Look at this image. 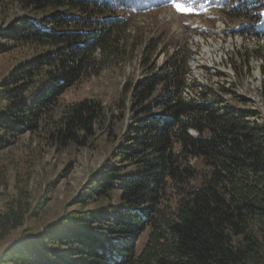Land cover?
Wrapping results in <instances>:
<instances>
[{"label":"trees","instance_id":"trees-1","mask_svg":"<svg viewBox=\"0 0 264 264\" xmlns=\"http://www.w3.org/2000/svg\"><path fill=\"white\" fill-rule=\"evenodd\" d=\"M172 1L0 0L3 14L26 11L10 35L16 46L39 49L0 84V149L24 129L44 130L66 147L87 145L105 106L86 98L56 119L59 97L86 71L124 55L122 11ZM221 6L231 19H250L241 34L264 36V0ZM150 49L151 43L142 65L152 68L131 87L134 136L119 143L76 200L81 208L16 240L2 254L4 264H264V117L191 80L190 44L179 43L157 70ZM247 61V51L237 58L239 77ZM22 221L17 209L2 214L0 240L6 225Z\"/></svg>","mask_w":264,"mask_h":264},{"label":"rangeland","instance_id":"rangeland-1","mask_svg":"<svg viewBox=\"0 0 264 264\" xmlns=\"http://www.w3.org/2000/svg\"><path fill=\"white\" fill-rule=\"evenodd\" d=\"M222 1L173 0L145 10L122 11L120 16L128 23L122 34L124 55L112 57L104 63L110 65L100 70L86 71L64 90L55 107L53 116L57 119L67 106L78 101L93 98L102 102L105 120L96 125L89 143L66 147L57 144L44 130L24 129L0 149V216L11 213V208L23 214L20 225L5 226L0 258L16 240L58 220L70 209L81 208L76 200L101 176L103 164L110 157L113 159L111 153L119 143L134 136L131 129L138 122V105L132 101L131 87L152 68L142 65L147 64L144 55L149 43L154 49L147 55L149 64H156L155 70L167 63L179 43L190 44L191 80L218 89L226 103L260 111L264 117V59L256 53V49L264 52V36L241 34L238 29L251 24L250 19L229 18ZM25 12L16 7L4 14L0 12V84L8 83L14 69L39 50L23 44L16 46L17 42L10 37L19 28L18 18ZM4 46L8 51H1ZM246 51V69L239 77L236 60ZM6 104L4 98L1 106ZM50 121L44 120L46 128L52 127ZM147 233L148 230L141 236L139 246ZM0 264L4 262L0 260Z\"/></svg>","mask_w":264,"mask_h":264}]
</instances>
